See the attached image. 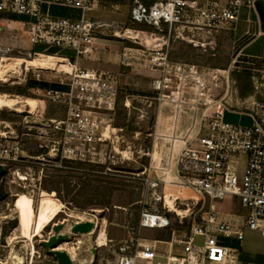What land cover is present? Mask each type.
<instances>
[{"label":"built area","instance_id":"obj_1","mask_svg":"<svg viewBox=\"0 0 264 264\" xmlns=\"http://www.w3.org/2000/svg\"><path fill=\"white\" fill-rule=\"evenodd\" d=\"M50 5L78 9L81 16H52L43 10ZM93 6L94 0H0V15L21 16L9 22L20 25L30 44L44 46L36 55L45 52L66 60L60 69L45 70L66 76L57 81L66 89L43 90L42 100L63 109L45 120L28 121L24 116L23 122L29 130L39 125L36 132L44 136L40 146L59 161H82L112 171L118 160L144 158L136 174L145 175L149 196L139 225L168 230V238L183 251L167 255L166 264H228L231 249L223 238L241 240L243 229L264 234V52L256 66L237 40L230 62L222 68L172 60L169 51L176 41L202 51L213 49L216 34L233 35L241 7L253 8L254 0H131L130 25L146 28L128 26L120 31L92 21L87 11ZM101 35L127 40L122 46L125 66L142 63L158 72L152 91L128 89L110 73L76 64L78 57L92 56L94 41ZM65 51L73 57L64 56ZM13 53L14 48L0 45V69L16 58ZM30 70H34V80H40L43 69L24 66L7 81L26 76ZM233 72L250 76L251 95L238 96L232 86ZM121 104L128 115L133 110L137 120H146V142L138 148L124 137L126 126L113 124ZM240 108L243 112L237 111ZM227 113L247 117L250 123L231 122ZM132 132L138 136L141 128ZM23 152L13 122L0 117V164L4 168L0 181L8 180L7 163L20 160ZM241 156L244 164L239 177L230 163ZM226 196L247 209L238 226L222 220L216 208V202ZM178 209L188 213L179 214ZM89 220L96 229L97 222ZM133 240H123L114 260L103 264H159L152 244ZM26 264H31L30 259Z\"/></svg>","mask_w":264,"mask_h":264},{"label":"rangeland","instance_id":"obj_2","mask_svg":"<svg viewBox=\"0 0 264 264\" xmlns=\"http://www.w3.org/2000/svg\"><path fill=\"white\" fill-rule=\"evenodd\" d=\"M43 10H45V6ZM128 26L146 28L142 25H130V23ZM122 27L124 26L121 25L118 28L122 29ZM232 38V33H218L216 34V45L213 49L209 48L207 51H202V49L195 47L199 54H204L203 57L198 59V63L226 67L234 53L231 48ZM100 39L91 57L83 55L77 58L78 65L110 73L119 85L128 89L138 92L153 90L154 84L159 78L158 72L150 70L142 63L124 65L122 46L127 44V40L111 36L100 37ZM0 45L14 48L13 55L16 56L15 59L22 61V68L24 66L26 68L31 66L33 68L41 67L39 59L36 58L39 56L34 52L41 51L44 46L42 44H30L27 41L26 33L19 24L0 18ZM49 51L52 52L54 49H49ZM207 52H210V54ZM44 54L47 53L44 52ZM14 60H8L4 64ZM61 63H66V61ZM41 69L43 70H39L40 86H45V82L53 83L60 78L66 79L64 75L61 76L54 73V71ZM34 77V70H30L26 76L21 75L18 79L0 81V95L6 94L23 99L31 98L35 101L33 108H30L26 103H24V106L22 103H17L9 107H0V117L13 122L24 151L20 160L7 163L8 180L6 182L4 179L0 181V264L11 262V255H25L24 245L29 246L31 264H51L55 259L52 255L46 254L41 241L47 239L48 234L52 231L53 224L62 221L69 224L72 221L91 219L97 222L95 231L102 228L106 234V245L102 246H95L94 241L89 242V239H86L85 245L82 244L80 248L78 245H74L73 242L68 245L59 244L58 247H61L59 249L65 247L68 252L71 246H75L73 252L75 264H84L85 261L90 259H93L94 264H103L104 260L113 261L119 252L118 246L120 243L123 240L128 241L130 237L134 238V243L137 238L152 240L156 232L155 228L139 225L141 210L146 206L145 203L149 196L145 175L136 174L140 172V163L144 162V158L135 156L127 160H118L112 166L114 169L112 171H104V167L100 166L99 169L96 168L92 171L79 165L76 168L71 167L77 165H66L63 160L59 161L57 157L48 156L46 154L48 149L40 146L44 144V136L41 135L40 138V135L36 132L39 125L33 124V127L29 130L28 124L23 122V117L26 116L25 120L28 121L45 120L53 116L56 110H62L63 108L42 101L45 100L44 91L31 89L35 82ZM20 90H22L21 93ZM8 100L7 97H0L2 105L9 102ZM237 111L243 112V109L240 108ZM3 114L6 117H3ZM226 118L234 123L239 121L243 124L248 123L239 114H226ZM145 121L137 120L133 110L128 115L125 107L121 104L118 107L113 124L115 126H126L124 137L134 147L138 148L140 144L146 142L143 135ZM139 127L141 128V134L134 136L132 130H138ZM243 164L244 157L242 156L238 162L232 161L230 163L239 177L242 174ZM57 174L65 177L55 176ZM69 174L70 176H68ZM18 176H25V178L20 179ZM63 180H67V183ZM45 186L55 188L63 195V199L56 192L43 189ZM216 208L224 213L235 211L246 213L247 211L246 208L241 206L240 202L231 196H226L224 199L217 201ZM28 209L34 213V217H30L33 223L31 237H25L21 233L28 216H31V211L29 212ZM69 227L70 225H66L65 231H68ZM94 232L88 234L89 237L92 236V240H94ZM86 236L72 235L71 241L76 238H86ZM31 246L33 247L32 255ZM92 246L95 247L94 253L91 249ZM173 252L178 255L182 254V247H175ZM156 260L163 263L164 257H158Z\"/></svg>","mask_w":264,"mask_h":264},{"label":"crops","instance_id":"obj_3","mask_svg":"<svg viewBox=\"0 0 264 264\" xmlns=\"http://www.w3.org/2000/svg\"><path fill=\"white\" fill-rule=\"evenodd\" d=\"M130 6H131V0H94V6L88 11L87 16H89V18L91 17L90 19L92 21L99 22L108 29H114L115 31L116 30L120 31L121 29L118 27L122 25L124 26L122 27L123 29L129 25L128 19H129ZM45 12H47L52 16H59V17L79 18L81 16V12L78 9L59 6V5L45 6ZM0 18L1 19L4 18L7 21H9V20H17L22 17L11 14H2L0 15ZM100 37L103 38L109 36L101 35L96 37L94 41L95 46H97L99 40H101ZM111 37L117 38L115 36H111ZM237 40L238 43H240L239 47H242L243 53L246 56L252 57L253 60L255 61V65L258 66L259 65L258 57L262 54V52H264V0H254L253 8H249L246 6L241 7L239 11L238 20L236 22V30L235 33L233 34L232 43H231V48L233 49V51H235V48L237 46V44H235V41ZM64 56L69 58V57H73V54L70 51H65ZM61 62L62 61H45V66L42 65L41 67H35V68H40V69L44 68L45 70H56V69H60L56 67H58L61 64ZM76 64H77V60H76ZM39 83H41V81L35 80L34 84L31 86V89L34 88L40 90L66 89L65 85L59 84L58 82H53V83L45 82V86H40ZM227 114H236V113H227ZM244 118L249 124L250 120L247 117ZM238 160H241V157H239ZM219 212L221 213L222 220L230 222L236 226L241 224V221L245 214L242 212L238 213L237 211L224 213L219 210ZM155 230L156 232L152 240H148L145 238H143V240L149 242L154 246L157 254V258L164 257L163 263H161L160 260H157L159 261V264H166L167 255L176 254L173 252L174 248L179 247L180 245L173 243L168 238V233H169L168 230H162L156 228ZM222 240L224 245H226L231 249L230 260L228 264H237L240 261L264 263V234H262L260 230L243 229V238L241 240H238L235 237L223 238ZM72 241L61 242L60 244L68 245L69 243H72ZM63 248L65 249V247H62V249ZM51 264H57V263L55 260H53Z\"/></svg>","mask_w":264,"mask_h":264},{"label":"bare ground","instance_id":"obj_4","mask_svg":"<svg viewBox=\"0 0 264 264\" xmlns=\"http://www.w3.org/2000/svg\"><path fill=\"white\" fill-rule=\"evenodd\" d=\"M36 58L39 59V64L41 66L45 64V61H62V62L66 61L65 59H63L61 57H55V56H52V55H45V54L40 55L39 57H36ZM65 65H66L65 63H61L56 68H61V67L65 66ZM31 67H33V66H31ZM21 70H22V61L20 59H15L13 62L6 63L5 65H3L1 67V69H0V79L8 80L10 77H12V76H14L16 74L19 75ZM0 97L1 98H6V97L9 98V100H8L9 102H7L5 105H2V102L0 101V107H2V106L9 107L10 105L17 104V103H22L23 106H24V103H26L28 106H30V108H33V106L35 105V101L33 99H31V98L23 99V98H19V97L8 96L6 94H1ZM28 211L29 212L31 211V216H28V219H27V221L25 223V226L21 230L22 235L25 236V237H31L32 224H33L32 223V218L34 217V213L32 212V210L28 209ZM177 211H178L179 214L188 213V210H180L179 209ZM30 217H32V218L30 219ZM92 233H90V234H92ZM83 236H85V235H83ZM88 237L89 236L87 235L86 238H84V237L77 238L76 239V243H74V245L76 244L80 248V246L82 244H84L85 240L88 239ZM93 241H94V243L96 245H102L105 242L104 229L101 228V229L96 230L94 232V240ZM74 250H75V246H71L69 253H70L72 258H74V254H73ZM21 262H22V257L21 256L11 255V262L10 263L18 264V263H21ZM10 263L9 262L8 263L5 262V263H2V264H10Z\"/></svg>","mask_w":264,"mask_h":264},{"label":"water","instance_id":"obj_5","mask_svg":"<svg viewBox=\"0 0 264 264\" xmlns=\"http://www.w3.org/2000/svg\"><path fill=\"white\" fill-rule=\"evenodd\" d=\"M129 152V150L127 151ZM3 165L0 164V176L3 173ZM66 225H70L69 230L65 231ZM95 230V223L90 220L86 221H72L69 224H66L64 221L57 222L52 226V231L47 237V239L42 240L41 244L43 245L46 254L52 255L57 264H75L74 259L71 257L69 252L65 249H59L58 245L61 242L71 241L72 235H88ZM89 241L92 242V236H90ZM25 255L22 257V262L18 264H26V261L29 259V247L24 245ZM92 252L94 253L95 247H91ZM12 264V263H10Z\"/></svg>","mask_w":264,"mask_h":264},{"label":"trees","instance_id":"obj_6","mask_svg":"<svg viewBox=\"0 0 264 264\" xmlns=\"http://www.w3.org/2000/svg\"><path fill=\"white\" fill-rule=\"evenodd\" d=\"M207 53L210 54V52H207ZM203 56H204V54H199L197 52L196 48L193 47L192 45L184 43V42H178V41L174 42L172 48L169 51V57L172 60H180V61L196 63V64H201V65H210L208 63H198V59L200 57H203ZM207 59H208V56H207ZM231 81H232L233 88L237 91L238 96L240 98H245V97H247L253 93V87H252L251 79L247 73L233 72V73H231ZM21 92H22V90H20V93ZM3 117H6V115L3 114ZM63 161L65 162L66 165L67 164L68 165L69 164H76L77 166H71L74 168L78 167V165H79V166H82L83 168H88L92 171L96 168L99 169L98 165L91 164V163L69 160V159H65ZM55 176L65 177L64 175H61V174H57ZM68 176H70V174ZM63 181L65 183H67V180H63ZM43 189L52 190V191L56 192L63 199V195H61V193L59 191H57L55 188H50L48 186H45V188H43Z\"/></svg>","mask_w":264,"mask_h":264}]
</instances>
